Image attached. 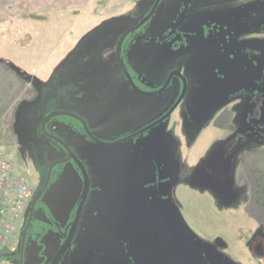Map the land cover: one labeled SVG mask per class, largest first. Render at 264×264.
<instances>
[{
    "label": "rangeland",
    "instance_id": "rangeland-1",
    "mask_svg": "<svg viewBox=\"0 0 264 264\" xmlns=\"http://www.w3.org/2000/svg\"><path fill=\"white\" fill-rule=\"evenodd\" d=\"M156 1L136 2L83 38L78 56L97 58L101 71L90 92L75 82L79 97L61 86V27L2 37L0 153L13 154V169L27 179L31 196L44 188L51 166L67 157L43 134L47 114L77 115L97 139L113 144L161 119L180 98L177 79L163 95L142 97L106 67L116 57L117 37ZM185 1L163 0L153 21L124 47L125 63L144 91L183 74L182 105L161 125L114 146L76 136L68 118L52 121L48 129L75 156L58 165L43 195L36 218L50 229L30 233L24 264L54 260L85 198L86 173L88 200L59 264H264V134L249 121L253 102L264 95V0H191L184 29L198 31L176 51L164 39L177 29ZM49 34L56 39L47 40ZM54 64L52 80L43 82ZM18 78L39 97L25 101L28 86ZM19 229L0 248V264L18 263L8 259L19 255Z\"/></svg>",
    "mask_w": 264,
    "mask_h": 264
},
{
    "label": "crops",
    "instance_id": "crops-1",
    "mask_svg": "<svg viewBox=\"0 0 264 264\" xmlns=\"http://www.w3.org/2000/svg\"><path fill=\"white\" fill-rule=\"evenodd\" d=\"M138 1L146 2L147 0H0V42L5 34L13 32V30L15 32L24 30V34L28 36L29 34H36L39 29L44 27L46 29L52 28L51 30L54 31L61 27L62 51L57 56V58L61 57V61L56 63L58 65L61 64V86L66 84L73 91L70 95L79 97L80 87L75 82L82 80V83L84 82L83 89L90 92L96 86V81L101 71V62L97 58L78 56L77 51L79 47H82L80 42L85 36L88 37L90 33L93 36L95 32L105 28L100 27L106 22L121 17ZM52 32L50 31V33ZM124 33L125 31L120 34V37H117L116 41L121 39ZM52 38L56 39L49 34L47 40ZM56 50L55 48L49 54V59L55 55ZM47 63H51L50 60L45 62V64ZM56 64L42 74V78H40L43 82L52 80L54 74L51 72L57 66ZM106 67L114 74L123 75L118 64L117 49L116 57H109ZM39 72L41 71L33 69V76L37 77ZM118 78L120 79V76ZM23 83L28 86L25 88L28 89L25 93L27 98L25 101L39 97V93L29 82ZM139 96L144 97L143 95Z\"/></svg>",
    "mask_w": 264,
    "mask_h": 264
},
{
    "label": "flooded vegetation",
    "instance_id": "flooded-vegetation-1",
    "mask_svg": "<svg viewBox=\"0 0 264 264\" xmlns=\"http://www.w3.org/2000/svg\"><path fill=\"white\" fill-rule=\"evenodd\" d=\"M163 1V0H162ZM162 1L160 2V4H159V6H158V8H157V10L159 9V7L161 6V3H162ZM187 1V6H184V4H183V6L181 7V14H180V20H179V18H178V27H177V29L176 30H173V31H171L167 36H166V38L164 39V41L166 40V41H168V42H171L172 43V48H174L176 51L177 50H179V49H181L182 47H184V43H185V45L186 46H188L189 45V40L193 37V36H195L196 35V33H197V31L198 30H196L195 29V27L193 26L191 29H184V25H185V22H186V18H187V16H188V12H189V6H190V4H191V0H186ZM185 1V2H186ZM195 2H198L199 0H194ZM157 2V1H156ZM156 4V3H155ZM155 6V5H154ZM154 6H153V8H154ZM152 8V7H151ZM149 9V11L144 15V17H143V19H142V21L143 20H145L148 16H149V14L151 13V11H152V9ZM157 10H156V12H155V14L153 15V17L146 23V24H144L140 29H138L137 31H135V32H133V33H136V32H138V31H140V30H142V29H144L146 26H148V24H150V22H152L153 21V18H154V16L156 15V13H157ZM183 13L185 14V16L184 17H182V15H183ZM182 18H183V20H182ZM141 20L137 23V25L138 24H140L141 22H142ZM136 25V26H137ZM207 28V27H206ZM196 31V32H195ZM184 32V33H183ZM133 33H131V34H129L128 36H127V38L125 39V41H124V43H123V47H122V58H123V61H124V63H125V60H124V47H125V44H126V42H127V40L133 35ZM209 33V32H208ZM207 33V34H208ZM177 39V41H175ZM181 40V41H180ZM163 41V40H162ZM157 44H158V41H157ZM118 47V46H117ZM118 64H119V62H118ZM125 65H126V67H127V69H128V72H129V74L131 75V77H132V79H133V81H134V83H135V85H136V87L140 90V91H142L144 94H141V93H138V92H135L134 90H133V88L131 87V85H130V83H129V81H128V79L126 78V76H125V74H124V72L122 71V69H121V67H120V65H119V68H120V70H121V72H122V74H123V76H124V78H125V80L128 82V84L130 85V88L132 89V91L135 93V94H138V95H143V96H148V97H156V96H160V95H163L167 90H169V88L173 85V83H174V81H175V79H177L178 81H179V83H180V87H181V94L183 93V90H184V87H185V85H186V87H187V91H188V83H187V80H186V78L184 77V75L183 74H181V73H178V72H175V73H173V74H180L181 75V78L180 77H178V76H174L172 79H171V81H170V84H169V87L162 93V94H160V95H157V93L158 92H160L163 88H164V86L168 83V81L170 80V78L172 77V75L173 74H171L170 75V77H169V79H168V81L166 82V84L165 85H162L161 87H159L157 90H155V91H150V92H147V91H144L140 86H139V84H138V81H137V79H136V77L133 75V73L130 71V69H129V67L127 66V64L125 63ZM150 94H155V95H150ZM186 94H187V92H186ZM186 97V96H185ZM184 101V100H183ZM183 101H182V103H183ZM182 103L178 106V108L182 105ZM176 104V103H175ZM177 108V109H178ZM176 109V110H177ZM175 110V111H176ZM55 113H64V114H69V113H65V112H55ZM51 114H54V113H51ZM51 114H47V116H46V118L48 117V116H50ZM70 115H72V116H69V115H61V116H59V117H65V118H68V121H67V124H68V127L69 128H71L70 130H73L74 132H75V135L76 136H78V137H81L82 139H85L86 141H90V142H93V143H95V144H97V145H100L99 143H97V142H95L93 139H92V137H94L95 139H97L92 133H91V131L89 130V128H88V125H87V123H86V121L85 120H83V119H81L80 117H78L77 115H74V114H70ZM173 115V114H172ZM171 115V116H172ZM171 116L169 117V118H171ZM255 116V117H254ZM55 118H57V117H55ZM55 118H53L52 120H50V122H48L47 124H46V126H45V128H46V131L50 134V135H52L53 137H55V138H57L59 141H61V142H63L64 143V145L63 144H61V143H59L58 141H56V140H53V139H51V138H48L47 136H46V134L44 133V131H43V127H42V131H43V134H44V136H45V138L47 139V140H49V141H51V142H54V143H56V144H58V145H60V146H62L63 148H65V150H66V152H67V157L65 158V159H63V160H60V161H58V162H63V161H65V160H67L66 162H63V163H61V164H58V165H62V164H65V163H67V162H69V161H71L72 159H73V157L75 156V153H74V151H73V149L67 144V142L66 141H64V140H62V139H59L58 137H56V136H54L51 132H50V130L48 129L49 128V125L52 123V121L55 119ZM160 120V119H159ZM249 121L251 122V123H253V125L255 126V128H256V130L258 131H261L263 134H264V95H261V96H259L254 102H253V104H252V106H251V110H250V115H249ZM83 122H85V124H86V126L84 125V123ZM157 122V121H156ZM45 123V122H44ZM44 123H43V125H44ZM147 128V127H146ZM156 128V127H155ZM145 129V128H144ZM143 129V130H144ZM154 129V128H153ZM152 130V129H151ZM142 131V130H141ZM141 131H139V132H137V133H135V134H133V135H131V136H128L127 138H124V139H122V140H120V141H118V142H116V143H113V144H107V145H118V144H120V143H123V142H126V141H129V140H131V139H134V138H137V137H139V136H141V135H143V134H145V133H147V132H145V133H142V134H140V135H137V136H135V137H133V138H131V139H129V140H126V139H128V138H130V137H132V136H134V135H136V134H138V133H140ZM150 131V130H149ZM97 140H99V139H97ZM123 140H126V141H123ZM100 141V140H99ZM102 142V141H101ZM120 142V143H119ZM104 143V142H103ZM106 144V143H105ZM100 146H102V145H100ZM71 151V154H70V152H69V150ZM78 158V157H77ZM55 163H57V162H55ZM54 163V164H55ZM53 164V165H54ZM52 165V166H53ZM58 165H56L54 168H53V170L51 171V168H52V166H51V168H50V171H49V175H48V178H47V181H46V184H45V186H44V188H42V190L39 192V193H37V194H35L34 193V195L33 196H31V199H30V201H29V203H28V206H27V209H26V213H25V216H24V219H23V222H22V224H21V226H20V228L22 229V227L24 226V229L23 230H20L19 231V234H20V238H21V235H22V233H23V231L25 230V228H26V226H27V224H28V221H29V217H30V211H31V208H32V204L34 203V201H35V199L43 192V194H42V196L40 197V199L38 200V202H37V204H36V206H35V211H34V216H33V220H32V223H31V226H30V228H29V231H28V234H27V239H26V242H27V240H28V237H29V235H30V233H33V235H42L43 233H41V232H39V230H38V228H37V224H42V223H44L43 221H40V220H38L37 218H36V211H37V209L39 208V206H40V204H41V201H42V198H43V195L45 194V192H46V190L49 188V186H50V184L52 183V181H53V178H54V176H55V171H56V169H57V167H58ZM83 166V172H84V176H85V173H86V167L84 166V164L82 165ZM86 176H87V178H88V187H89V191H87V195H85V197H86V201H85V198H84V200H82L81 201V206L76 210V212H75V214L73 215V217L71 218V220H70V222H69V226H68V228L66 229V232L64 231V233H63V239H62V242H61V248L66 244V242L70 239V243H69V245H68V247H67V249L72 245V243H73V238H74V236H75V234H76V232H77V230H78V228H79V224H80V218H81V215H80V218H79V224H78V227H77V229H76V231L74 232V234L71 236V233H72V230H73V227H74V224H75V222H76V220H77V218H78V216H79V212H80V209H81V207H82V205H83V203L85 202V204H84V206L86 205V202H87V200H88V196H89V192H90V182H89V177H88V174L86 173ZM31 192V191H30ZM84 206H83V209H84ZM83 209H82V211H83ZM81 214H82V212H81ZM45 226V225H44ZM48 229H50V227H48ZM38 230V231H37ZM21 247H22V238H21V243H20V241H19V245H18V248H17V250H20L19 251V255H17V253H15V254H13V255H11V258H9L8 260L9 261H15V260H17V264H19L20 263V258H21ZM25 247H26V245H25ZM61 248H60V250H61ZM67 249H66V251H67ZM16 250V251H17ZM59 250V251H60ZM65 251V252H66ZM64 252V253H65ZM59 253V252H58ZM58 253H57V255H58ZM64 253L62 254V256H61V258H60V260L62 259V257H63V255H64ZM57 255H56V257H57ZM56 257L54 258V260L51 262V264H53V262L55 261V259H56ZM24 259H25V250H24ZM60 260L58 261V263L57 264H59V262H60ZM24 264V263H23Z\"/></svg>",
    "mask_w": 264,
    "mask_h": 264
},
{
    "label": "built area",
    "instance_id": "built-area-1",
    "mask_svg": "<svg viewBox=\"0 0 264 264\" xmlns=\"http://www.w3.org/2000/svg\"><path fill=\"white\" fill-rule=\"evenodd\" d=\"M15 158L0 153V248L10 243L21 226L31 192L27 179L14 171Z\"/></svg>",
    "mask_w": 264,
    "mask_h": 264
},
{
    "label": "water",
    "instance_id": "water-1",
    "mask_svg": "<svg viewBox=\"0 0 264 264\" xmlns=\"http://www.w3.org/2000/svg\"><path fill=\"white\" fill-rule=\"evenodd\" d=\"M161 1H162V0H157V2H156V4H155L154 8L152 9L151 13L149 14V16H148L145 20H143V21H142L140 24H138V25L135 24V26H132V28H130L128 31H126V32L123 34V36L121 37V39H120V41H119V43H118V47H117V59H118V62H119V65H120L122 71L124 72V74H125L126 78L128 79V81H129L131 87L133 88V90H134L135 92H138V93H141V94H144V93H143L142 91H140V90L136 87V85H135V83H134V81H133L131 75L129 74L128 69H127V67H126V65H125V63H124V61H123V58H122V47H123V43H124L125 39L127 38V36H128L129 34H131V33L135 32V31H137L138 29H140L144 24H146V23H147V22L153 17V15L155 14V12H156V10H157V8H158V6H159V4H160ZM136 25H137V26H136ZM174 76H178V77L181 78V75H180V74H173L172 77L170 78V80L168 81V83L164 86V88H163L160 92L157 93V95L162 94V93H163V92L169 87L170 81H171V79H172ZM186 92H187V87H186V85H185L184 90H183V93L181 94L180 98L178 99V101L176 102V104L171 108V110H170L165 116H163L160 120H158L157 122L153 123L152 125L148 126V127L145 128L144 130H142L140 133H138V134H136V135H134V136H132V137L126 139V140H129V139H131V138H133V137H135V136H137V135H140V134H142V133H145V132H147V131H149V130H151V129H153V128L159 126V125H161V124L164 123L165 121H167V120L169 119V117H170V116L175 112V110L178 108V106L182 103V101L185 99ZM150 95H155V94H150ZM61 115H69V116H72V115H70V114H64V113H54V114H51V115L48 116V117L46 118V120H45V123H44V125H43V131H44V133L46 134V136H47L48 138H51V139H53V140H56V141H58L59 143H61V144L64 145L63 142L59 141L57 138H55V137H53L52 135H50V134L46 131V128H45L46 124H47L48 122H50V120H52V119L55 118V117H59V116H61ZM83 123H84V125L86 126L85 122H83ZM92 139H93L95 142H97V143H99L100 145H102V146H113V145H107V144H105V143H103V142H101V141L95 139L94 137H92ZM126 140H123V141H126ZM119 143H120V142H119ZM116 145H117V144H116ZM64 146H65V145H64ZM68 150H69V149H68ZM69 152H70V154H71V151H70V150H69ZM66 161H67V160H65V161H63V162H66ZM63 162H57V163H55V164L52 166L51 171L53 170V168H54L56 165L61 164V163H63ZM87 191H89V187L87 188ZM42 194H43V192H42V193H41V194L35 199L34 203L32 204V208H31V211H30V217H29L28 224H27L25 230L23 231V233H22V235H21V238H22V247H21V258H20V263H19V264H23V263H24V250H25V245H26L27 234H28L29 228H30L31 223H32V220H33L34 211H35V206H36L38 200L40 199V197L42 196ZM86 195H87V192H86ZM85 201H86V197H85ZM84 204H85V202L83 203V205H82V207H81V209H80L79 216H78V218H77V220H76V222H75V224H74V227H73V230H72L71 236L74 234V232L76 231V229H77V227H78V224H79V218H80V215H81V212H82V209H83ZM69 243H70V239H69V240L66 242V244L61 248V250L59 251V253H58V255H57L55 261L53 262V264H57V263H58V261L60 260L62 254L66 251V249H67Z\"/></svg>",
    "mask_w": 264,
    "mask_h": 264
},
{
    "label": "trees",
    "instance_id": "trees-1",
    "mask_svg": "<svg viewBox=\"0 0 264 264\" xmlns=\"http://www.w3.org/2000/svg\"><path fill=\"white\" fill-rule=\"evenodd\" d=\"M45 225V226H44ZM37 228H38V230H39V232H41V233H46V231H47V229H48V225H46L45 223H42V224H37ZM24 229V226L22 227V229L21 230H23ZM37 230V231H38ZM42 234V235H43ZM41 235V236H42ZM18 239H19V241H20V243H21V238H20V234H19V237H18Z\"/></svg>",
    "mask_w": 264,
    "mask_h": 264
}]
</instances>
